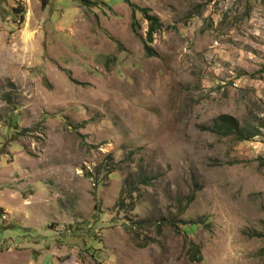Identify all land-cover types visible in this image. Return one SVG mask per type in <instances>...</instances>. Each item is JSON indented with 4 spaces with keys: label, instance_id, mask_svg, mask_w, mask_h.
Segmentation results:
<instances>
[{
    "label": "rangeland",
    "instance_id": "374dc122",
    "mask_svg": "<svg viewBox=\"0 0 264 264\" xmlns=\"http://www.w3.org/2000/svg\"><path fill=\"white\" fill-rule=\"evenodd\" d=\"M0 264H264V0H0Z\"/></svg>",
    "mask_w": 264,
    "mask_h": 264
},
{
    "label": "trees",
    "instance_id": "16d2710c",
    "mask_svg": "<svg viewBox=\"0 0 264 264\" xmlns=\"http://www.w3.org/2000/svg\"><path fill=\"white\" fill-rule=\"evenodd\" d=\"M142 11L144 12H147V17L150 19V28L149 30L147 31V37L145 39V43H146V46L148 47L147 49H150L149 47V43L153 41V33L154 31L158 28L159 24H158V17L155 16V15H151L148 13V9L146 8H143ZM14 12L16 13H20L21 16H24L25 14V10L19 6L16 7V9H14ZM15 13V14H16ZM18 15V14H17ZM133 24L135 25V20L133 21ZM212 130L216 133V134H221V135H224V136H235V137H238L242 140H245V139H251L254 135H257V134H254V133H250L248 134L247 137L243 136V133L244 131L241 130V129H238V124H237V120L231 116H228V115H221L219 116L214 124H213V128ZM193 256L196 260H201V254H200V251L199 250H196L194 253H193Z\"/></svg>",
    "mask_w": 264,
    "mask_h": 264
}]
</instances>
